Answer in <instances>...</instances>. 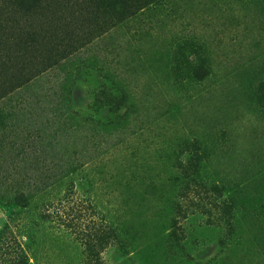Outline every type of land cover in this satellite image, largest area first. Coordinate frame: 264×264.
Here are the masks:
<instances>
[{
  "label": "rangeland",
  "instance_id": "374dc122",
  "mask_svg": "<svg viewBox=\"0 0 264 264\" xmlns=\"http://www.w3.org/2000/svg\"><path fill=\"white\" fill-rule=\"evenodd\" d=\"M95 224L102 264H264V0H0V264Z\"/></svg>",
  "mask_w": 264,
  "mask_h": 264
},
{
  "label": "trees",
  "instance_id": "16d2710c",
  "mask_svg": "<svg viewBox=\"0 0 264 264\" xmlns=\"http://www.w3.org/2000/svg\"><path fill=\"white\" fill-rule=\"evenodd\" d=\"M86 228L87 233H84V240L86 247L89 249L88 254L89 264H102L99 252L105 244H109L115 239H118V232L112 227H106L103 224L88 225ZM97 245L100 246V250H96Z\"/></svg>",
  "mask_w": 264,
  "mask_h": 264
}]
</instances>
